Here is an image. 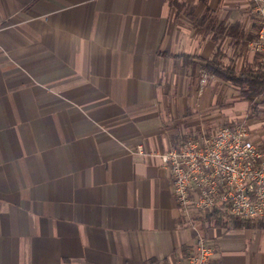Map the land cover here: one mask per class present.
I'll return each mask as SVG.
<instances>
[{
  "label": "crops",
  "instance_id": "obj_1",
  "mask_svg": "<svg viewBox=\"0 0 264 264\" xmlns=\"http://www.w3.org/2000/svg\"><path fill=\"white\" fill-rule=\"evenodd\" d=\"M256 30L248 0H0V264H180L196 234L158 154L236 123L264 146L261 100L198 93L214 55L256 63ZM200 232L211 264H264L254 222Z\"/></svg>",
  "mask_w": 264,
  "mask_h": 264
},
{
  "label": "built area",
  "instance_id": "obj_2",
  "mask_svg": "<svg viewBox=\"0 0 264 264\" xmlns=\"http://www.w3.org/2000/svg\"><path fill=\"white\" fill-rule=\"evenodd\" d=\"M248 1L257 30L247 47L264 72V0ZM211 77L198 71V93ZM130 153L145 155L141 145ZM158 156L169 172L170 191L184 225L196 234L180 264H211L214 246L199 231L198 217L221 210L243 222L264 219V147L251 141L244 123L223 125L211 134L182 135Z\"/></svg>",
  "mask_w": 264,
  "mask_h": 264
},
{
  "label": "trees",
  "instance_id": "obj_3",
  "mask_svg": "<svg viewBox=\"0 0 264 264\" xmlns=\"http://www.w3.org/2000/svg\"><path fill=\"white\" fill-rule=\"evenodd\" d=\"M199 68L206 71L209 75L215 76L220 81L238 88V93L242 100L248 103L261 100L264 103V72L259 69L257 59L256 63L247 64L238 70L222 61L221 56L216 54L212 58L201 62ZM233 218L227 212L223 213L221 210H214L205 216L197 218V221H199V224L197 223L198 229L203 231L205 225H210L212 222L217 225L228 224ZM252 222L257 227L264 228V219L244 223Z\"/></svg>",
  "mask_w": 264,
  "mask_h": 264
},
{
  "label": "rangeland",
  "instance_id": "obj_4",
  "mask_svg": "<svg viewBox=\"0 0 264 264\" xmlns=\"http://www.w3.org/2000/svg\"><path fill=\"white\" fill-rule=\"evenodd\" d=\"M245 124V123H244ZM246 125V124H245ZM247 126V125H246ZM247 128H248V126H247ZM249 129V128H248ZM193 134H197V133H193ZM260 146H262V145H260ZM264 147V146H263Z\"/></svg>",
  "mask_w": 264,
  "mask_h": 264
}]
</instances>
